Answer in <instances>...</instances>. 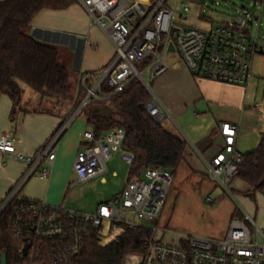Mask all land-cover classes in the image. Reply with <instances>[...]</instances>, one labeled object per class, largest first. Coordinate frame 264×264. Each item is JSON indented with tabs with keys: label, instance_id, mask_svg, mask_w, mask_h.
Here are the masks:
<instances>
[{
	"label": "built area",
	"instance_id": "2783aa9c",
	"mask_svg": "<svg viewBox=\"0 0 264 264\" xmlns=\"http://www.w3.org/2000/svg\"><path fill=\"white\" fill-rule=\"evenodd\" d=\"M75 1L85 9L90 24L96 25L110 41L113 55L101 69L80 75L78 88L85 91L83 97L69 118L33 155L24 157L16 149L15 137L0 135V154L27 164L26 172L0 203V212L10 205L9 229L16 243V253L6 264H77L90 231L105 246L128 229L146 227L138 220L158 217L172 182V176L161 169L148 168L143 171V179L126 180L121 194L100 203L91 213L18 197L21 185L34 172L38 170L42 178L48 176L54 143L88 102L106 101L133 81L151 95L150 81L168 69L166 57L173 52L196 76L224 84H244L251 75L254 55L260 48L264 50V37L259 34L260 17L254 33L253 16L246 7H241L233 20L205 30L175 22L166 0ZM187 6L181 4L184 10ZM258 7L261 9L262 4ZM170 43L173 51L168 50ZM143 107L154 122L163 120L152 97ZM255 107L260 108V104ZM219 128L223 147L207 163L206 173L228 190L244 163V154L234 147L237 125L220 123ZM124 139L121 127L108 129L99 136L91 129L85 130L72 165L76 181L85 182L105 173L106 163L117 153L129 169L133 154L123 147ZM207 201L211 199L208 197ZM151 231L149 237L141 240L144 252L137 258L125 257L123 264H264V231L247 213L230 220L222 239L192 235L164 241L155 237V229Z\"/></svg>",
	"mask_w": 264,
	"mask_h": 264
},
{
	"label": "crops",
	"instance_id": "0c3cea01",
	"mask_svg": "<svg viewBox=\"0 0 264 264\" xmlns=\"http://www.w3.org/2000/svg\"><path fill=\"white\" fill-rule=\"evenodd\" d=\"M191 13L192 17L188 19L182 14L176 17L173 12V19L185 26L205 30L219 23L201 19L195 9ZM29 34L57 49L61 46L59 62L64 59L60 53H65L71 76L69 81H78L81 74L101 69L113 55L110 41L96 25L90 24L85 9L75 0L64 9L40 10L30 23ZM152 83L151 97L164 116L160 123L167 131L185 140L183 163L191 171H206L207 163L222 149L220 123L237 125L234 147L242 154L254 151L264 138V74L255 76L252 68L244 84H224L194 75L176 56L170 59L168 69ZM24 91L26 94L22 93L13 116L10 98L0 94V135L7 133L15 137L16 149L28 157L52 137L71 107H59L52 99L29 93L26 87ZM257 103L260 108L255 107ZM67 129L52 147L54 158L48 176L42 178L35 176L34 172L21 185L17 194L19 198L64 206L61 199L71 174H74L72 165L81 145L82 133L91 126L81 116L73 130ZM26 168L24 161L0 154V203ZM100 181L105 182V179ZM245 186L249 189L248 185Z\"/></svg>",
	"mask_w": 264,
	"mask_h": 264
},
{
	"label": "trees",
	"instance_id": "16d2710c",
	"mask_svg": "<svg viewBox=\"0 0 264 264\" xmlns=\"http://www.w3.org/2000/svg\"><path fill=\"white\" fill-rule=\"evenodd\" d=\"M74 0H0V94L12 102L11 116L20 104L23 88H31L41 98L52 99L59 107L71 101L68 69L59 62L57 47L29 34L33 17L42 9H64ZM201 19L209 20L204 16ZM82 96L85 91L81 89ZM150 93L137 81L106 101H90L80 111L96 136L121 127L125 131L123 147L133 154L127 179L139 178L145 169H161L171 176L184 160L186 142L154 122L143 105ZM250 190L264 187V138L256 149L244 154V163L236 176ZM10 205L0 212V257L8 262L16 253V243L9 229ZM151 229L126 230L105 246L98 245L94 231L85 237L77 264H122L131 253H143L141 240Z\"/></svg>",
	"mask_w": 264,
	"mask_h": 264
},
{
	"label": "rangeland",
	"instance_id": "374dc122",
	"mask_svg": "<svg viewBox=\"0 0 264 264\" xmlns=\"http://www.w3.org/2000/svg\"><path fill=\"white\" fill-rule=\"evenodd\" d=\"M182 3L188 4L185 10L181 7ZM260 4H262L261 9L258 7ZM166 5L172 9L176 17H180L182 14L189 19L192 17V10L195 9L201 16L209 18L215 23L233 20L239 14L241 7H246L253 16L252 32L257 31V19L260 17L259 34L264 37L263 0H166ZM58 50L62 52L61 46H58ZM60 54L64 55L61 64L67 68L66 54ZM176 56L178 55L175 52L167 55L168 65L170 59ZM252 72L258 77L264 74V52H257L254 55ZM152 82L153 80L150 81L151 88ZM70 84L71 101L62 104V106L71 107L65 120L69 118L72 109L83 97L80 88H78V81L70 79ZM20 85L22 88L26 87L29 93H35L23 83ZM23 94H26L25 91ZM80 120L81 116H76L68 125L67 130H73ZM106 165L105 173L89 181L77 182L75 175L71 174L61 204H64L65 208L69 210L91 213L96 210L101 201L111 198L115 194H121L125 187V181L131 180L126 178L128 166L121 160L119 153ZM38 173L37 170L35 176H38ZM101 178H104L105 182L100 181ZM140 178L143 179V172ZM208 197L211 202L207 201ZM244 213H247L255 225L264 231V187L250 190L241 183L238 177H235L227 190L212 180L206 171H191L182 162L172 175V182L158 217L152 220L140 219L138 223L155 229V237L164 241L192 235L222 239L227 232L230 220L239 218ZM247 223L251 231H254L253 225L250 222ZM98 245L101 246L99 243ZM140 254L131 253L127 256H129L128 258H137Z\"/></svg>",
	"mask_w": 264,
	"mask_h": 264
},
{
	"label": "water",
	"instance_id": "95a60500",
	"mask_svg": "<svg viewBox=\"0 0 264 264\" xmlns=\"http://www.w3.org/2000/svg\"><path fill=\"white\" fill-rule=\"evenodd\" d=\"M168 50L173 51V45H172V43L169 44V46H168ZM259 52H260V53H263L264 50L260 48V49H259ZM0 264H6V255H5L4 252L2 253V255H1V257H0Z\"/></svg>",
	"mask_w": 264,
	"mask_h": 264
}]
</instances>
